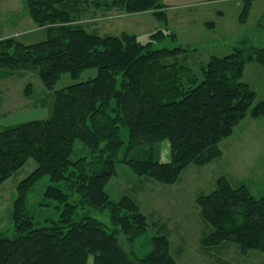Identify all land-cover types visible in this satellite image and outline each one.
<instances>
[{"label": "trees", "instance_id": "16d2710c", "mask_svg": "<svg viewBox=\"0 0 264 264\" xmlns=\"http://www.w3.org/2000/svg\"><path fill=\"white\" fill-rule=\"evenodd\" d=\"M245 1L242 22L252 5V0ZM25 2L31 19L49 37L34 45L16 38L0 41V67L39 69L52 92L65 74L75 80L90 69L97 74L54 92L50 118L0 126V187L30 160L37 163L18 184L13 229L0 237V264H88L90 256L94 264H172L165 236L153 238L154 250L147 258L129 260L119 236H141L147 221L132 197L113 202L106 188L120 162L139 176L174 183L189 166L222 155L221 144L244 120L264 119V101L255 104V91L242 81L248 62L264 64V49L242 41L234 53L213 56L196 69L181 61L190 49L157 47L177 37L168 29L142 43L137 35H101L84 23L90 13L117 9L128 15L152 12L168 26L161 0ZM124 131L129 134L128 152L167 141L169 161L151 156L121 161ZM78 144L86 151L79 157ZM46 177L51 185L45 198L56 203L59 216L39 223L29 214L28 200ZM201 204L204 218L215 227L203 245L234 242L243 254L264 253V195L256 198L247 185L234 187L223 178ZM90 211H108L114 228Z\"/></svg>", "mask_w": 264, "mask_h": 264}, {"label": "rangeland", "instance_id": "374dc122", "mask_svg": "<svg viewBox=\"0 0 264 264\" xmlns=\"http://www.w3.org/2000/svg\"><path fill=\"white\" fill-rule=\"evenodd\" d=\"M161 3L167 10L168 26L156 20L152 12L128 15L117 9L90 13L84 23L90 31L101 35L118 36L124 32L137 35L142 43L149 41L150 34L168 29L177 37H168L157 47L190 49L188 57L181 61L196 69L206 65L213 56L234 53L242 41L264 49V0H252L245 22L241 20L245 0H161ZM48 37L47 29L31 19L25 0H0V41L16 38L25 45H34ZM8 68L0 67V126L3 127L50 118L56 104L54 92L97 74L96 69H90L77 80L65 74L52 92L44 86L39 69ZM242 81L255 91V104L264 101V64L248 62ZM123 138L126 144L119 155L121 161L145 160L150 156L160 162L169 161L167 141L154 147L138 146L128 152V132H123ZM220 148L222 155L205 165L189 166L174 183L139 176L126 162L117 163V176L112 178L106 192L113 202L132 197L148 225L137 238L119 236L120 246L131 262L147 258L154 250L153 238L165 236L170 242L172 264H264V253L243 254L234 242L203 245L215 227L204 218L203 205H200L203 197L219 189L223 178L234 187L247 185L256 198L264 195V119L244 120ZM84 153L78 144L76 155ZM36 168L37 163L30 160L0 187V237L13 229L18 184ZM50 185L48 177L42 179L29 196L28 211L36 222L44 223L59 216L56 203L45 198ZM90 214L114 228L108 211H90ZM88 264H94L93 256L89 257Z\"/></svg>", "mask_w": 264, "mask_h": 264}]
</instances>
